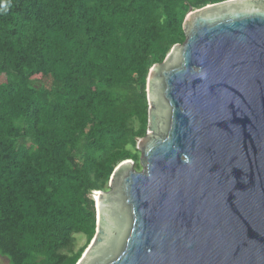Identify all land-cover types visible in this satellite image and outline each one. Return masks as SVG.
Masks as SVG:
<instances>
[{"label": "trees", "instance_id": "trees-1", "mask_svg": "<svg viewBox=\"0 0 264 264\" xmlns=\"http://www.w3.org/2000/svg\"><path fill=\"white\" fill-rule=\"evenodd\" d=\"M225 1L0 0V258L79 261L92 193L122 162L141 170L149 69L184 44L190 8Z\"/></svg>", "mask_w": 264, "mask_h": 264}, {"label": "water", "instance_id": "water-1", "mask_svg": "<svg viewBox=\"0 0 264 264\" xmlns=\"http://www.w3.org/2000/svg\"><path fill=\"white\" fill-rule=\"evenodd\" d=\"M183 30L147 75L142 171L92 193L76 264H264V0L190 8Z\"/></svg>", "mask_w": 264, "mask_h": 264}, {"label": "rangeland", "instance_id": "rangeland-1", "mask_svg": "<svg viewBox=\"0 0 264 264\" xmlns=\"http://www.w3.org/2000/svg\"><path fill=\"white\" fill-rule=\"evenodd\" d=\"M141 158V157H140ZM142 171V167L140 172ZM86 243V239L84 236H80V235H76L75 236V250L80 249L81 247H83ZM0 264H9L8 261L4 258H0Z\"/></svg>", "mask_w": 264, "mask_h": 264}, {"label": "bare ground", "instance_id": "bare-ground-1", "mask_svg": "<svg viewBox=\"0 0 264 264\" xmlns=\"http://www.w3.org/2000/svg\"><path fill=\"white\" fill-rule=\"evenodd\" d=\"M99 196H100V193H95V195H94L95 200H98Z\"/></svg>", "mask_w": 264, "mask_h": 264}]
</instances>
